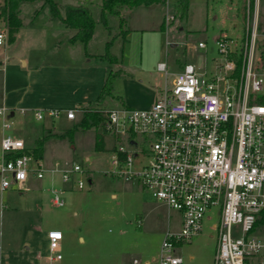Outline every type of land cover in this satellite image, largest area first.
<instances>
[{"label":"rangeland","instance_id":"1","mask_svg":"<svg viewBox=\"0 0 264 264\" xmlns=\"http://www.w3.org/2000/svg\"><path fill=\"white\" fill-rule=\"evenodd\" d=\"M56 1L61 3L64 0ZM170 1L172 0H168L167 4L156 3L158 5H151L149 9L144 6L135 9L127 19V26L122 25L120 29L115 27L110 31L108 26L100 21L101 0H89L86 3L98 22L94 34L95 48L99 49L104 41H109L113 43L111 52L123 51L122 33L128 27L131 33L128 53L133 51L138 54L142 48L137 42L144 29H158L162 32L159 36H155L156 46L147 43L146 40L143 50L159 51L160 60H166L168 63V73L165 75L152 68L150 72L153 75L150 77L153 79L144 76L143 84H139V80L133 82L136 88L131 90H134V97L141 100L142 104L149 98L150 90L154 85H160L161 88L172 87L175 81V75L172 73L178 72L172 68L176 60L186 65H193L199 73L206 71L217 75V67L224 64V58L220 55L216 44L218 38L233 41L234 50L240 51L243 55L242 68L248 53L246 45L251 41L255 31L253 62L256 70L254 72L264 74V56H262L264 55V0H254L253 10L249 8V0H190L187 16L183 19L175 16ZM24 4H28L31 9L25 10ZM3 5L4 0H0V30L7 36L6 22L1 14ZM22 6L21 10L24 11L19 15L26 26L41 25L53 16L49 4L41 8L42 0L34 3L24 2ZM38 10L40 14L35 18L34 15ZM171 15L174 19L164 27L165 16ZM162 24L163 27L160 28ZM65 30L51 34V37H58V42L48 38L41 39L40 32L32 33L31 41L26 42L35 43L36 48L44 44L43 48L46 50H59L62 49L59 41L67 36ZM131 30L135 34L132 40ZM26 33L27 31H24V36ZM199 43H203L205 49H200ZM6 49V43L0 46V56ZM202 78L200 76V79ZM120 87L122 88V84ZM261 95H264V88ZM98 108L99 106L83 109L81 118L77 117L74 121L67 120L65 115H60L54 119L55 124H48L49 130L45 132L49 142L63 144L64 151L49 164L43 161L44 169L49 170L57 163L60 170H72L74 166H79L82 174L72 173L71 182L65 184L60 172L51 174L46 171L43 179L49 183L36 201L32 196L27 197L26 192H22L21 196L14 187L4 192L0 191V239L3 243L1 255L6 257L5 262L15 263V259L12 258L22 252L30 257L39 254L43 260L55 256L49 250V241L45 234L35 232L33 229L37 228L35 224L38 222H43L44 230H61L64 236L63 241L60 242L63 246L61 264H107L112 254L120 253L140 257L143 261L150 260V264H157L155 261L158 260L167 228L174 232L179 230L180 216L177 211H169L140 184L125 182L105 174L111 159L110 149L113 142V146L116 143L115 138L105 132L104 126L89 128L79 126L85 114H98L104 111ZM42 123L31 119L29 123L22 124L24 125L22 127L20 123L14 121L12 131L16 133L23 131L32 138L33 133L41 129ZM12 131L10 134L14 136ZM97 137H101L105 142L102 151L96 149ZM135 140L138 141L140 150L148 149V143L143 138L136 136ZM120 142H124L123 139ZM141 159L142 162L147 161L144 157ZM79 180L84 183L82 190L76 185ZM55 196L59 197L63 206L53 204ZM217 210L213 208L207 212L200 236L182 243L176 249L174 255L181 259L182 264H213L216 232L211 225L218 223ZM252 236L264 238V222L258 225ZM28 245H31V249L27 251L25 249ZM190 255L193 256V260L189 259Z\"/></svg>","mask_w":264,"mask_h":264},{"label":"built area","instance_id":"2","mask_svg":"<svg viewBox=\"0 0 264 264\" xmlns=\"http://www.w3.org/2000/svg\"><path fill=\"white\" fill-rule=\"evenodd\" d=\"M6 37L0 31V46ZM255 38L253 31L238 73L229 56L240 51L234 50L233 41L218 38L224 64L217 67V75L204 76L186 65L150 107L100 112L105 132L116 139L105 174L140 184L169 211L179 213V231L164 236L158 264H181L175 248L201 234L204 218L213 208L218 209L213 264H264V238L252 236L264 215V74L254 72ZM158 70L166 74V64L160 63ZM61 114L74 120L76 110L49 109L33 115L44 121ZM0 116L6 133L0 144L1 192L22 185L30 174L42 179L46 171L60 172L65 184L71 182L72 173L82 174L79 166L60 170L55 163L45 170L43 162L31 155L14 157L24 144L10 134L13 125L7 113L0 110ZM136 136L148 143L147 150H140ZM76 185L84 188L80 180ZM53 204L63 206L58 196ZM48 240L50 252L61 259L57 255L61 232L50 231ZM130 264L142 263L134 259Z\"/></svg>","mask_w":264,"mask_h":264},{"label":"crops","instance_id":"3","mask_svg":"<svg viewBox=\"0 0 264 264\" xmlns=\"http://www.w3.org/2000/svg\"><path fill=\"white\" fill-rule=\"evenodd\" d=\"M34 2L37 1L28 3ZM88 2L89 0H64L63 2H61V4L79 3L87 6L86 3ZM167 3L168 2H166V4ZM22 5L23 3L20 5V15L24 11L21 10ZM24 5L25 10L26 8L27 10L31 9L28 4ZM151 5L158 4L139 5L122 12L118 16L109 15L107 18L106 26H108L107 28H109V31L115 27H119L120 29L122 25L127 26V19H129L133 10L143 6L146 7V9H149L148 7H151ZM44 7H46V3L44 2V0H42L41 8L43 9ZM87 7L90 8L89 6ZM39 14L40 11L38 10L36 11V15H34V17L36 16L35 18H37ZM166 18L167 16H165L164 19V27L169 25V22L166 20ZM162 27L163 24L160 26V28ZM67 28L69 27L62 23L59 18L54 16L47 19L41 25L31 24L30 26H26L22 21V26L16 32L15 40L11 44H8L6 42L7 49L2 54V56H0V110H4L7 113L8 119L10 122H12V125L13 122L16 121L23 127L24 125L22 124L29 123L31 119L35 120L38 123L43 122L41 125V129H39L38 132L33 133V136L31 135L32 138H30V135L26 134L23 131H18L17 133L13 132L12 130L11 131L12 133H14L16 139L23 142L24 150L21 151V153L23 154L31 155L33 157V153L37 148L38 142H41L42 148L39 153L38 160L42 162L44 161L47 164H49V162L54 160L57 156H60L63 153L64 148L63 144L61 143L49 142L48 136H46V133L49 130L48 124H55L56 121L51 119H46L50 120L49 122L37 121L33 115L35 111H45L49 109L65 110L73 108L76 110L74 119L76 120L77 117L81 116L83 108L97 105L99 106L98 109L100 110L122 108L146 109L153 104L159 92L167 87L164 86L163 88H161L160 85H154L150 90L149 98L147 99V101L143 102V104L141 103V100L134 97V90H131L133 88H136V84L133 83L134 81L139 80V84H143L145 81L143 79L144 76L147 78L150 77V75H153L152 72H150V69L153 68L156 72H160L158 70V65L160 63L166 64V71L169 68L166 60H160L159 51H156V49L143 50V45L146 43L144 41L146 40L147 43L156 46L155 36L157 37L162 33L159 32L158 29H144L143 32L140 33L139 41L136 42L139 43L142 49L137 54L136 52L133 53V51H130V53H128L127 49L129 45L131 46V42H129L131 33L128 27L126 31L122 33L121 44L123 51H120L119 53H115V51H112V53L110 51V49L113 47V43L109 41H104L103 45L99 49L95 48V31L92 39L86 45H83L79 42H71L73 30H65ZM59 30L67 31V36H65L64 40L59 41L61 42L62 49L51 51V49H44V44H42L40 48H36L35 43L26 42L31 41L30 39L32 33L35 32H40L42 34L41 39L43 40H45V38H48V40H54L58 42V37H51V34ZM24 31H27L25 36ZM132 31L133 30H131V32ZM46 34L48 37H46ZM134 36L135 34L133 31L131 40ZM137 36L138 34H136V40H138ZM156 39L159 40L158 38ZM200 49H205V47ZM107 51L110 53V55H112L113 61L109 60L106 57H103L107 53ZM172 66V68L178 70V72L172 73V75H176L182 71L186 64L180 62V60H176L175 64H173ZM113 72H115V74H113ZM109 73L113 74L115 77L112 84L111 94L99 100V95ZM167 73L168 72H166V74ZM200 74L204 76L211 75V73H206V71ZM150 78L153 79V77ZM120 84H122V88L120 87ZM5 134L6 133L2 129L1 117L0 144ZM101 140L103 141L104 146L105 142L102 138ZM114 141L116 142V139H114ZM43 178L37 179L34 174H30L27 180L22 185L13 187L21 193V196L23 195L22 192H26L27 197L32 196L36 201L38 200L40 194L43 193L44 188L49 183V181H46ZM42 223L43 222H38L37 224H35L37 228L33 229L35 230V232H41L45 234L47 239L48 233L50 231L61 232V230H44V224ZM213 227L214 225H211L212 229ZM168 232L175 233L174 231H171L169 227L167 228L166 233ZM63 238L64 236L62 234V241ZM0 245V264H61V261L63 260V257L61 255L63 246L61 245V243L60 251L57 253V255L61 256V259L59 260H57L55 256L43 260V258L39 254L30 257L25 256V253L22 252L20 255L12 258L15 259V263L5 262L4 259L6 257L4 258V256L1 255V248L3 246L1 239ZM180 245L181 244L177 245L174 253H176V249ZM30 249L31 245H28L25 250L28 251ZM134 259L139 260L142 264H150V260L143 261L141 260L142 258L140 259V257L128 256L121 253L112 254V256H110V259H108L107 264H130ZM189 259L193 260V256L190 255ZM155 262L158 264V260H156Z\"/></svg>","mask_w":264,"mask_h":264},{"label":"trees","instance_id":"4","mask_svg":"<svg viewBox=\"0 0 264 264\" xmlns=\"http://www.w3.org/2000/svg\"><path fill=\"white\" fill-rule=\"evenodd\" d=\"M37 0H4L1 14L3 15L7 26V43L11 44L15 40L16 32L22 26V19L19 15L20 5L24 2H33ZM168 0H101V12L100 21L107 25V17L109 15H120L122 12L137 7L139 5H150L156 3H166ZM173 1V2H172ZM173 11L176 17L183 19L187 16L190 0H172ZM46 4H49L51 14L57 17L67 27L73 30L71 42H79L86 45L93 37L97 20L94 18L90 9L79 3H58L56 0H44ZM254 0H249V8L253 10ZM123 23V22H122ZM262 56H264L262 54ZM113 61L112 55L107 51L103 56ZM230 60H233L237 66V72L240 71L242 65V54L237 53L229 56ZM114 75L108 74L104 82V86L99 95V100L109 96L111 94L112 84L114 81ZM92 107H98L92 106ZM91 107H85V109ZM82 109V110H83ZM104 125V115L98 114H85L82 122L79 126L82 128L96 127ZM41 142H38L37 148L33 153L34 159L39 158L41 151ZM104 148L103 141L100 137H97L96 149L102 151ZM22 155L21 152L13 155L14 157ZM264 222V215L257 225Z\"/></svg>","mask_w":264,"mask_h":264},{"label":"water","instance_id":"5","mask_svg":"<svg viewBox=\"0 0 264 264\" xmlns=\"http://www.w3.org/2000/svg\"><path fill=\"white\" fill-rule=\"evenodd\" d=\"M130 145H135V143L134 142H130Z\"/></svg>","mask_w":264,"mask_h":264}]
</instances>
